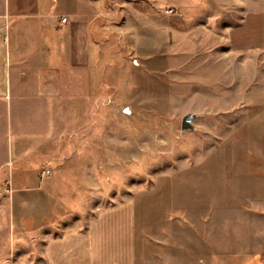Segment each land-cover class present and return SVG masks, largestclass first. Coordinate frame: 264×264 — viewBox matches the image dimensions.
<instances>
[{"label":"rangeland","instance_id":"374dc122","mask_svg":"<svg viewBox=\"0 0 264 264\" xmlns=\"http://www.w3.org/2000/svg\"><path fill=\"white\" fill-rule=\"evenodd\" d=\"M125 1L131 10L145 6L147 16L164 26L142 42L119 35L113 74L95 84L91 126L72 135L65 154L40 172L49 208L39 213V221L46 222L41 232L34 235L27 221L18 226L8 208L0 210V264H37L43 260L42 232L56 235L78 222L84 226L95 209L139 201L156 190L177 208L207 207L215 198L230 208L264 203V171L256 169L257 163L264 167V0ZM204 62L212 63L214 79L204 80ZM188 113L199 114L196 128L182 131ZM254 113L260 117L241 124ZM3 193L0 198L9 202L11 194ZM37 200L43 204L42 197ZM173 212L163 217L182 228L180 212ZM246 215L255 222L253 240L261 255L246 253L250 257L240 260L264 264V207ZM231 222L230 243L250 239L247 225ZM164 234L169 238L170 232ZM166 252L158 264H177L176 256L186 254L175 243Z\"/></svg>","mask_w":264,"mask_h":264},{"label":"crops","instance_id":"0c3cea01","mask_svg":"<svg viewBox=\"0 0 264 264\" xmlns=\"http://www.w3.org/2000/svg\"><path fill=\"white\" fill-rule=\"evenodd\" d=\"M127 2L0 0V192L12 196L9 202L0 198V210L8 208L18 226L27 221L34 235L46 224L39 221V213L49 211L40 172L52 158L65 154L72 135L91 126L99 90L95 84L106 83V76L113 74L119 35H133L142 42L164 26L158 17L147 16L145 6L131 10ZM230 49L236 50L231 45ZM205 63L204 80L214 79L212 63ZM253 115L240 119L241 124L260 117ZM256 169L264 171L260 163ZM244 170L240 165L239 171ZM155 194L95 209L84 226L78 222L56 235L42 232L43 260L37 264H158L169 256L166 250L172 243L186 253L176 256L177 264H243L241 260L250 257L246 253L260 258L258 241L253 240L255 222L246 211L258 215L264 203L230 208L215 198L207 207L177 208L165 204L159 190ZM173 211L185 221L182 228L177 224L175 229L176 224L163 217ZM230 218L236 226L249 227L250 239L229 242L235 239L228 235V226L234 225L228 224ZM53 221L48 229L55 228ZM165 232H170L169 238Z\"/></svg>","mask_w":264,"mask_h":264},{"label":"water","instance_id":"95a60500","mask_svg":"<svg viewBox=\"0 0 264 264\" xmlns=\"http://www.w3.org/2000/svg\"><path fill=\"white\" fill-rule=\"evenodd\" d=\"M198 117L199 114L188 113L184 115L181 120V130L182 131L194 130L196 128L194 122Z\"/></svg>","mask_w":264,"mask_h":264},{"label":"built area","instance_id":"2783aa9c","mask_svg":"<svg viewBox=\"0 0 264 264\" xmlns=\"http://www.w3.org/2000/svg\"><path fill=\"white\" fill-rule=\"evenodd\" d=\"M168 13H172L173 12V10L172 9H170V10H168L167 11ZM67 21V17H65V16H63V17H61V22L62 23H65ZM45 177V171H43V173L41 174V179L43 180V178ZM9 184V183H8ZM8 191H10V190H8ZM11 192V191H10Z\"/></svg>","mask_w":264,"mask_h":264}]
</instances>
